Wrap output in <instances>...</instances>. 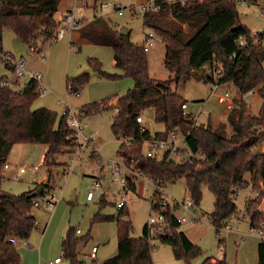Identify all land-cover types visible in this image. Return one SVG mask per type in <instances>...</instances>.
Instances as JSON below:
<instances>
[{"label": "trees", "instance_id": "16d2710c", "mask_svg": "<svg viewBox=\"0 0 264 264\" xmlns=\"http://www.w3.org/2000/svg\"><path fill=\"white\" fill-rule=\"evenodd\" d=\"M48 1L0 0V52H4V30H10L29 50L35 48L37 54L43 52L45 45L57 41L59 22L55 17L56 9L45 7ZM154 3L155 10L149 9L142 14V26L164 44L163 66L170 77L165 81H154L150 77L148 52L144 51L143 44L138 46L130 41V31L124 30L123 35V29H117L101 17L89 21L84 19L74 30L80 41L110 48L113 67L118 72L109 74L103 71L96 59H88V67L104 80L130 79L132 87L121 96L113 95L81 105L76 114L89 117L109 110L116 112L110 124L111 134L121 140L116 154L126 164L133 161L134 167L153 181L157 188L154 197L158 196V189L183 180L189 196L198 206L205 186L214 197L213 209L208 215L216 237L237 213L235 200L238 191L249 185L257 191V197L246 200L244 219L247 220L248 216V221L258 226L264 221V213L259 210L264 200V33L253 35L240 23L237 0H197L185 4L174 0H154ZM167 6L173 20L183 26L177 25L179 32L172 33L174 29L163 19ZM240 38L243 39L242 46L238 44ZM0 66L11 74V67ZM205 66L217 73V80L230 83L236 90L226 121L215 127L211 124L197 126L194 116L182 109L187 100L172 89V85L177 86L191 78L205 84L213 82V73L203 71ZM7 77L9 75H0V83ZM89 81L88 74L68 77L67 91L79 94ZM251 89L261 99L256 114L250 112L245 101L247 98L241 97ZM40 94L34 81L25 83L21 91L0 87V183L1 172L16 144L45 145L47 149L42 164L48 171L55 164L56 155L74 154L77 150L78 145L66 124L65 114L57 117L56 112L46 108L31 110ZM115 100L117 104L111 108L110 104ZM146 112H152L153 121L162 125L161 130L153 133L139 131L135 118ZM175 128L185 136L189 157L180 161L166 156L162 159L146 157L144 140L165 139ZM90 154L96 157L94 151ZM246 174L249 175L248 181L244 179ZM47 177L43 195L55 185L50 172ZM39 186L36 184L33 190L19 195L0 189V264H21L16 244L10 239L27 241L37 228L36 218L31 214L35 198H27V195ZM128 190L135 191V183L129 181ZM105 198V194L100 196L101 207L106 204ZM73 203L69 202L70 205ZM174 212L166 211L170 229L158 241L172 248L175 259H183L190 264L192 259L203 254L179 231L180 225L172 220ZM95 221L114 222L116 227L117 254L102 264H153V247L144 238L145 228L140 238L130 236L132 223L126 206L114 215L97 214L93 218ZM75 231L69 230L60 243L61 259L65 264H84L77 249L86 242V237L78 238ZM223 242L217 238L218 244ZM212 259L206 257L201 264H228L225 259L215 262ZM257 264H264L262 241L257 246Z\"/></svg>", "mask_w": 264, "mask_h": 264}, {"label": "rangeland", "instance_id": "374dc122", "mask_svg": "<svg viewBox=\"0 0 264 264\" xmlns=\"http://www.w3.org/2000/svg\"><path fill=\"white\" fill-rule=\"evenodd\" d=\"M110 1L122 7L130 5L139 7L146 2V0ZM91 4L92 0H88V4L85 7ZM47 6L56 7V20L65 11L72 12L76 18H81L82 23L84 19L91 20V10L84 8L82 1L49 0ZM236 8L240 23L247 27L253 35L264 33V0H259V4H256L254 0L246 1V5L237 3ZM141 18L142 14L131 17L127 12H124L123 16L120 17L114 15V20L118 21V24L121 26H124L125 29L122 31H130V41L138 46L143 44L144 34L151 33L150 30L143 28ZM163 19L169 27L174 29L172 33L180 31V24L173 20L168 6L163 11ZM113 25L119 28L118 25L114 23ZM75 33L70 32L63 39L45 45L42 48L43 52L37 54L31 53L29 48L16 38L10 30H4L2 36V49L4 52L12 54L16 60L22 58L31 70L41 72L44 76L42 86L46 90L41 92L39 97L34 101L31 106L32 111L46 108L56 112L57 117H60L66 109L71 113H77L81 105L97 102L95 100H99L100 98L101 101L106 97L113 96L112 94L120 95L127 90V81L120 80L114 82L101 79L88 67L87 60L96 59L101 64L103 71L109 74L117 73L118 71L113 67L112 50L108 47L94 46L85 42L75 43ZM152 39L154 45L149 47L148 51L149 75L154 81H165L170 77L169 72L163 66L165 46L157 36L153 35ZM262 46L264 48V38ZM262 66L264 68V61ZM86 70L89 71L90 81L85 86V92L83 89L79 92L78 96L75 93H69L66 88V78L77 77L84 74ZM203 71L213 73L214 79L218 78L216 76L217 73L210 70L208 66H205ZM0 75L11 76L2 66H0ZM172 89H176L187 100V112L194 116L197 126L211 124L215 127L218 123L226 121L223 105L219 104L216 97L211 95V83L205 84L191 78L177 86L172 85ZM225 89L229 91L230 96H234L236 93V90L230 85L225 87ZM245 101L248 104L250 112L256 114L261 99L257 95H254L248 97ZM115 115L116 112L114 110H109L95 116L80 117L79 120L83 126L82 138L85 142H90V146L83 147L78 153L70 154L67 152L63 155H56L54 157L55 164L49 171L42 164V161L40 162L41 156L46 151L45 145L16 144L12 147L7 159L9 169H3L1 172V191L13 195L22 194V192H25L26 186L31 187L37 182L41 184L50 172L51 178L55 183L52 190H54L53 192L58 199L55 206H52L48 213L44 209L31 210L32 216L39 223L47 224L46 233L43 234L46 239L44 238L43 244H40L43 227L39 225L31 233L29 241L27 240L26 242L29 247L31 246L34 249L20 244L18 251L21 254V264H48L55 257H61L59 252L60 245H57L58 236H65L71 229L81 232V235L77 236L78 238L86 237V242L80 244L77 249L78 257L84 264H99L106 256L116 255L117 239L115 223L93 222V218L97 214L114 215L117 212L114 200H118V195H116L118 185L111 183V185H107L108 187L104 186L106 204L103 207L99 203V197H96L90 203H87L85 200L91 185V178L88 176L92 172H98V174L107 172L105 169H102V166L110 161L121 162V159L116 154L121 140H117L110 132V124ZM143 118L149 123L150 132L153 133L157 129L162 128V125L156 124L153 121L152 112H146ZM227 133H230L229 129H227ZM92 150L95 151L96 157L90 154ZM76 156L78 160L75 161ZM174 160L177 161L176 159ZM37 165H39V168L37 171H34L33 167ZM21 167L25 169V173L21 174L18 179H15L13 176ZM99 176L101 177V174ZM244 179L248 181L249 175H244ZM146 189L147 191H145ZM152 192V185L138 180L135 184V191H128L126 193V208L132 223L130 233L132 238H140L142 236L143 227L151 211L150 198ZM163 192L170 201L175 200L180 202L185 196H189L183 180H179L174 185H166ZM103 193L102 187L101 194ZM72 197H75V201L70 205L69 200ZM256 197L257 191H254L250 185L239 190L235 200L237 213L234 218L245 217L243 211L246 200H252ZM213 203V195L203 186L202 198L198 208L205 214H210L213 209ZM259 210L264 212V200L261 201ZM246 217L248 218V216ZM239 222L241 224L240 230H222L218 237L215 236L214 228L204 218L196 224L181 225L179 231L184 233L193 244L197 245L203 254L192 259L190 264H201L206 257L223 260L225 258L224 255L222 256L224 252L227 258L226 262L229 264H253L255 259L253 249H245L250 244L252 245V241L255 242L254 238L245 237V251L237 247L239 239L246 233L247 221L244 219V221L239 220ZM217 238L223 239V244H218ZM152 245H154L151 252L153 264H186L183 259L177 260L174 258L170 246L161 244L159 241H154ZM94 246H98L99 250L93 262L87 255ZM220 249H223L222 254L219 253ZM241 251H244L242 255L240 254ZM61 264L65 263L62 262Z\"/></svg>", "mask_w": 264, "mask_h": 264}, {"label": "built area", "instance_id": "2783aa9c", "mask_svg": "<svg viewBox=\"0 0 264 264\" xmlns=\"http://www.w3.org/2000/svg\"><path fill=\"white\" fill-rule=\"evenodd\" d=\"M84 6H87L88 0H81ZM197 0H174V2L185 4L189 2H194ZM246 1L249 0H237V3H242L246 5ZM252 1V0H251ZM256 4H259V0H254ZM92 9V18L101 17L106 19L109 12L116 14L117 16H123L124 12H127L131 17H135L136 15L143 14L147 10H155L154 0H146V2L139 7H135L130 5L128 7H122L119 4L113 3L110 0H92V4L90 5ZM59 22V26L56 31V40L63 39L68 33L73 30L79 28L82 24L81 18H76L72 12H65L60 15L57 20ZM153 34H145L143 40L144 51L148 52L149 47L154 45L153 42ZM239 46L243 45V39L240 38L238 41ZM31 53H35V48H30ZM234 58V55L231 56ZM0 64L7 65L12 68L11 76L2 80L0 83L1 88H13L16 91H21L24 87V84L30 81H34L38 84V88L40 92H44L46 89L42 86L43 83V74L41 72H35L26 67V64L23 60H15L12 56L0 52ZM233 87L230 83H223L219 80L215 79L211 82V95L216 97L217 102L219 104L225 103L227 100H231L232 96L225 87L227 86ZM79 94H76L78 96ZM255 95V91L253 89L247 91L244 94H241L242 98H248ZM182 109L186 111L187 105H183ZM66 115V124L72 131V138L74 142L78 145L75 153L82 149L83 147L90 146V142H85L82 138L83 126L79 120V116L76 113L69 112L66 109L62 115ZM136 124L139 126V131L141 133L148 132L149 123L146 122L143 118V114H139L135 118ZM83 140V141H82ZM145 147V155L150 158L162 159L163 157H168L172 159H176L180 161L184 158L189 157V152L186 150V142L185 136L180 133L178 128L173 129L167 138L165 139H146L144 140ZM94 151V150H92ZM91 151V152H92ZM184 152V153H183ZM95 153V151H94ZM94 155V154H93ZM78 160L77 156L75 157V161ZM8 165L6 164L3 169H7ZM39 165L33 167L34 171H37ZM102 169H105L111 176V183L117 184L118 188L116 191V195H118V200H114V206L117 210H121L126 206L127 198L126 193L128 190V182L135 183L138 180H142L148 185H152L153 192L150 198V206L151 211L149 213L147 222L145 224V234L144 238L147 243L152 247V243L154 241H158L161 237L166 235L169 231L170 220L169 217L165 214L168 209L175 210L173 213V222L178 225L183 224H196L202 218L209 220V215L205 214L195 202L192 200L190 196H185L180 202L175 200H168L166 194L163 192V189H158V196L154 197L155 190L157 189L154 185L153 181L143 175L140 171H138L134 167L133 161L126 164L122 159L121 162L110 161L102 166ZM25 172L23 167L19 168L18 172L14 174V178L18 179L21 174ZM101 174V173H100ZM100 174L92 172L90 174L91 185L90 189L86 195V201H92L95 196L101 195L103 182L101 180ZM54 190H50L45 195L35 198L33 201L34 209H44L47 213L50 212L52 206H55L57 203V197L55 196ZM147 191V189L145 190ZM113 197H115L113 195ZM242 217L233 218L231 223L226 227L225 230L228 231H238L241 228V224L239 220ZM242 222V221H241ZM43 230V229H42ZM245 234L238 241V246L241 247L245 242V237H256L260 241L264 242V226L263 224H259L258 226H253L249 221L246 222ZM75 233L77 235L81 234L79 230H76ZM10 242L13 244H17L19 241L15 238H11ZM22 244L25 247H28L26 241H22ZM98 247L94 246L91 248L90 253L87 257L91 260L96 259ZM220 254L223 253V249H220ZM61 257H56L53 261L48 264H61Z\"/></svg>", "mask_w": 264, "mask_h": 264}, {"label": "crops", "instance_id": "0c3cea01", "mask_svg": "<svg viewBox=\"0 0 264 264\" xmlns=\"http://www.w3.org/2000/svg\"><path fill=\"white\" fill-rule=\"evenodd\" d=\"M45 7L46 8H48V9H56V7L55 6H47V4L45 5ZM84 8H89L90 10H91V19H92V9H91V7L90 6H88V7H85V6H83ZM65 12H69V11H65ZM56 13H57V10H56ZM63 14V13H62ZM61 15V14H60ZM114 15H116V14H114V13H112V12H109L108 13V16H107V18H106V20H108L111 24H116V25H118V27L119 28H117V29H125L124 28V26L122 25H120V24H118V21H116V20H114ZM55 16H56V14H55ZM117 16V15H116ZM84 19V18H83ZM181 26V28H183V26L182 25H180ZM72 32H76L75 33V35H76V37H75V43L76 42H81L80 41V39H79V36H78V33H77V31H72ZM145 35V34H144ZM131 40V39H130ZM144 40V39H143ZM73 44V43H72ZM71 44V45H72ZM4 51V50H3ZM10 54V53H9ZM12 55V54H11ZM12 57H13V55H12ZM14 58V57H13ZM15 59V58H14ZM16 60V59H15ZM20 60H23L22 58L20 59ZM24 61V60H23ZM25 62V61H24ZM25 64H26V67L27 68H29L28 67V65H27V63L25 62ZM30 69V68H29ZM43 80H44V76H43ZM125 81H127L128 83H127V90L128 89H130L131 87H132V81L130 80V79H124ZM124 80H122V81H124ZM86 88V87H85ZM84 88V92H85V89ZM126 90V91H127ZM126 91H124L123 93H121L120 95H118V96H121V95H123ZM113 93V92H112ZM112 95H114V94H112ZM99 97H101V96H99ZM99 99V98H98ZM101 99V98H100ZM100 99L99 100H95V101H97V102H99L100 101ZM91 101H94V100H91ZM187 105V104H186ZM221 105H223V107H224V110H223V112L225 113V114H227L228 113V111L232 108V106H233V104H232V100H227L225 103H223V104H221ZM259 106H260V104H259ZM259 106H258V108H259ZM187 109H188V106H187ZM187 109H186V111H187ZM258 110V109H257ZM162 128H160V129H157V130H161ZM46 149H47V147H46ZM43 160H44V154L41 156V158H40V162L42 161V163H43ZM8 165V164H7ZM7 169H9V165H8V168ZM7 169H5V170H7ZM16 173V172H15ZM25 173V172H24ZM23 173V174H24ZM101 177H102V180H104V181H102L103 182V184L104 185H102V187H103V194H105V189H104V186H107V185H111V176H110V173H107V172H103V173H101ZM36 184H40V182H37V183H35V184H33V186H26V190H25V192H22V193H27V192H29V191H31V190H33V188H34V186L36 185ZM108 187V186H107ZM102 195V194H101ZM101 195H99V196H95V198L96 197H99V200H100V196ZM94 198V199H95ZM93 199V200H94ZM92 200V201H93ZM105 200V199H104ZM92 201H90V202H92ZM87 202V201H86ZM90 202H87V203H90ZM105 202H106V200H105ZM41 210V209H40ZM261 211V210H260ZM262 212V211H261ZM264 213V212H263ZM51 217V216H50ZM242 217V216H241ZM237 218V217H236ZM243 221H244V217H242L241 218ZM37 221V228L39 227V225H42V227H43V230L41 231V234H42V241L40 242V244H43V242H44V240L46 239L45 238V236L43 235L44 233H46L45 232V230H46V228H47V224L46 223H42L41 224V222L39 223L38 222V220H36ZM246 221H248V218H247V220ZM263 226H264V221H263ZM36 228V229H37ZM144 228V227H143ZM142 233H143V230H142ZM79 235H81V234H79ZM78 236V235H77ZM187 237V236H186ZM45 238V239H44ZM64 238V236L62 237V236H58V240H57V245H60V243H61V241H62V239ZM188 238V237H187ZM250 238H254L253 240H255V242L254 241H252V245H253V247H252V245L250 244L246 249H245V246H246V243H244L241 247H239V246H237L238 247V249H240L241 248V250H247L248 248H252L253 249V252H254V255H255V259H254V263L253 264H257V246H258V244H259V242H260V240L258 239V238H256V237H250ZM29 239H30V237H29ZM29 239H28V241H29ZM189 239V238H188ZM27 242V241H26ZM20 244H22V242H18L17 244H16V247H17V251H18V249H19V247H20ZM32 244H34V242H32ZM29 247V246H28ZM27 247V248H28ZM60 247V246H59ZM96 247H98V246H96ZM30 249H34L33 247L31 248V246L29 247ZM98 250H99V248H98ZM98 250H97V253H96V257H97V254H98ZM244 250V251H245ZM38 251H39V249H38ZM59 251V250H58ZM244 251H241V255H242V253L244 252ZM60 255H61V249H60ZM18 253H19V251H18ZM20 254V253H19ZM89 254V253H88ZM116 254H117V250H116ZM21 255V254H20ZM115 255V254H114ZM224 255V259L225 260H227V258H226V253L224 252L223 254H222V256ZM86 256V255H85ZM113 256V254L112 255H109V256H106L105 258H103L101 261H100V263L99 264H102V262L103 261H105L106 259H109V258H111ZM114 257V256H113ZM56 258V257H55ZM212 258V257H211ZM215 260L216 259H212V262H215ZM95 261V260H94ZM22 263H23V261H22ZM229 264V263H228ZM235 264H237V263H235Z\"/></svg>", "mask_w": 264, "mask_h": 264}, {"label": "water", "instance_id": "95a60500", "mask_svg": "<svg viewBox=\"0 0 264 264\" xmlns=\"http://www.w3.org/2000/svg\"><path fill=\"white\" fill-rule=\"evenodd\" d=\"M122 34L125 35V31H122ZM88 72H89V71L86 70L84 74H88ZM116 104H117V100L113 101V103L110 104V107H111V108H114V107L116 106ZM263 152H264V151H263ZM50 163H51V160L49 161V164H50ZM47 181H48V177H46V178L42 181V183L40 184V186H39L35 191L29 193V194L27 195V198L34 199V198H37V197L42 196V195H43V192H44V186L46 185ZM74 201H75V197H72V198H70V200H69L70 203H73Z\"/></svg>", "mask_w": 264, "mask_h": 264}]
</instances>
